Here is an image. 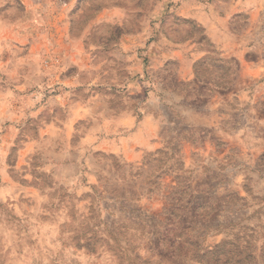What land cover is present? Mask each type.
Here are the masks:
<instances>
[{"label": "rangeland", "instance_id": "374dc122", "mask_svg": "<svg viewBox=\"0 0 264 264\" xmlns=\"http://www.w3.org/2000/svg\"><path fill=\"white\" fill-rule=\"evenodd\" d=\"M0 264H264V0H0Z\"/></svg>", "mask_w": 264, "mask_h": 264}, {"label": "crops", "instance_id": "0c3cea01", "mask_svg": "<svg viewBox=\"0 0 264 264\" xmlns=\"http://www.w3.org/2000/svg\"><path fill=\"white\" fill-rule=\"evenodd\" d=\"M182 77H184V76H182ZM225 90H223L222 92H224Z\"/></svg>", "mask_w": 264, "mask_h": 264}]
</instances>
